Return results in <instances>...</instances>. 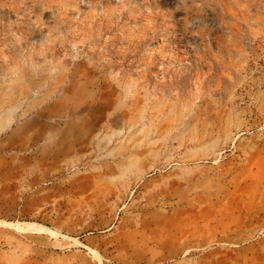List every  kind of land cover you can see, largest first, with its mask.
<instances>
[{
  "label": "rangeland",
  "instance_id": "rangeland-1",
  "mask_svg": "<svg viewBox=\"0 0 264 264\" xmlns=\"http://www.w3.org/2000/svg\"><path fill=\"white\" fill-rule=\"evenodd\" d=\"M0 264H264V0H0Z\"/></svg>",
  "mask_w": 264,
  "mask_h": 264
},
{
  "label": "bare ground",
  "instance_id": "bare-ground-1",
  "mask_svg": "<svg viewBox=\"0 0 264 264\" xmlns=\"http://www.w3.org/2000/svg\"><path fill=\"white\" fill-rule=\"evenodd\" d=\"M28 227H30L31 229H36V226H32L30 224H27Z\"/></svg>",
  "mask_w": 264,
  "mask_h": 264
}]
</instances>
